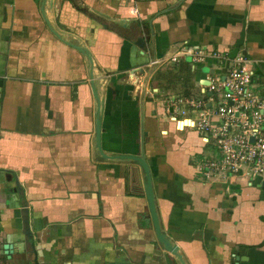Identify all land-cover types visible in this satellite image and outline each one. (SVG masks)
I'll use <instances>...</instances> for the list:
<instances>
[{"label": "crops", "instance_id": "obj_1", "mask_svg": "<svg viewBox=\"0 0 264 264\" xmlns=\"http://www.w3.org/2000/svg\"><path fill=\"white\" fill-rule=\"evenodd\" d=\"M242 31L264 95V0H0V264H264V176L202 178L212 147L172 120L228 61L163 63Z\"/></svg>", "mask_w": 264, "mask_h": 264}, {"label": "built area", "instance_id": "obj_2", "mask_svg": "<svg viewBox=\"0 0 264 264\" xmlns=\"http://www.w3.org/2000/svg\"><path fill=\"white\" fill-rule=\"evenodd\" d=\"M188 57L192 69L207 61H228L223 73L206 79L201 94H209L208 100L194 98L171 101L173 110L185 117L186 111L179 107L184 103L196 110V120L184 126L194 127L203 135L204 146L212 147L196 167L204 179L238 178L252 185L264 176V95L255 89L256 79L253 62L237 53L231 60L219 51L202 47L180 45L163 63H178ZM154 61L152 65H157ZM172 120L181 124L175 118Z\"/></svg>", "mask_w": 264, "mask_h": 264}, {"label": "water", "instance_id": "obj_3", "mask_svg": "<svg viewBox=\"0 0 264 264\" xmlns=\"http://www.w3.org/2000/svg\"><path fill=\"white\" fill-rule=\"evenodd\" d=\"M243 31L240 34V39L235 43V45L233 46L232 50L228 53V57L231 59L233 58L237 53H238V49L240 44L242 43L243 40ZM73 47H75L74 45H72ZM76 48V47H75ZM242 54H245V52H241ZM97 134V149L100 153L101 149H100V144H99V134H100V130H98L96 132ZM119 158H124V159H130L133 161H136L140 167L142 168L144 175H145V194H146V201H147V206H148V211L150 214V218L151 221L153 223L154 226V231H155V235H156V239L158 240V242L163 246L164 250L167 251L168 253L176 256L178 259H181L180 255L177 253L178 252V248L176 245H172L170 243V241H168L165 237V235H163L161 233L159 224H158V219H157V215H156V211H155V206H154V199H153V191H152V186H151V181H150V175H149V169L148 166L146 164V162L144 161L143 158L141 157H137V156H129V157H119ZM264 186V184H263ZM4 250L7 252L11 251V248L9 247V245L4 246Z\"/></svg>", "mask_w": 264, "mask_h": 264}, {"label": "trees", "instance_id": "obj_4", "mask_svg": "<svg viewBox=\"0 0 264 264\" xmlns=\"http://www.w3.org/2000/svg\"><path fill=\"white\" fill-rule=\"evenodd\" d=\"M178 72H179V75H177V77H175V78H180L181 77L182 78V83L186 84V82L189 79L188 76H190V71H189V68L187 67V65H185V67L182 68V69L180 68L178 70ZM169 76H170V74H169ZM185 88H186V86H185ZM184 95H186V93Z\"/></svg>", "mask_w": 264, "mask_h": 264}, {"label": "rangeland", "instance_id": "obj_5", "mask_svg": "<svg viewBox=\"0 0 264 264\" xmlns=\"http://www.w3.org/2000/svg\"><path fill=\"white\" fill-rule=\"evenodd\" d=\"M202 71H203V72H205V73H208V70L206 69V67H204V68L202 69ZM213 152H214V154H215V155H217V152H216V150H215V149H214V151H213Z\"/></svg>", "mask_w": 264, "mask_h": 264}, {"label": "bare ground", "instance_id": "obj_6", "mask_svg": "<svg viewBox=\"0 0 264 264\" xmlns=\"http://www.w3.org/2000/svg\"><path fill=\"white\" fill-rule=\"evenodd\" d=\"M185 122H187V124H191V123H189L188 121H185ZM185 122L183 121L182 123H185ZM187 124H183V126H184V125H187ZM183 126H182V127H183ZM178 127H179V124H178ZM179 128H181V127H179Z\"/></svg>", "mask_w": 264, "mask_h": 264}]
</instances>
